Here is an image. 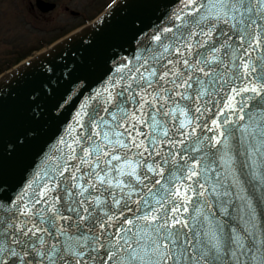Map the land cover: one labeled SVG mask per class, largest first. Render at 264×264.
Returning a JSON list of instances; mask_svg holds the SVG:
<instances>
[{
    "label": "snow or ice",
    "instance_id": "snow-or-ice-1",
    "mask_svg": "<svg viewBox=\"0 0 264 264\" xmlns=\"http://www.w3.org/2000/svg\"><path fill=\"white\" fill-rule=\"evenodd\" d=\"M153 39L0 196V264H264V0H183Z\"/></svg>",
    "mask_w": 264,
    "mask_h": 264
},
{
    "label": "water",
    "instance_id": "water-1",
    "mask_svg": "<svg viewBox=\"0 0 264 264\" xmlns=\"http://www.w3.org/2000/svg\"><path fill=\"white\" fill-rule=\"evenodd\" d=\"M41 12L52 4L36 0ZM183 0H113L91 21L0 73V196L15 198L75 134L117 64L175 22Z\"/></svg>",
    "mask_w": 264,
    "mask_h": 264
},
{
    "label": "rangeland",
    "instance_id": "rangeland-1",
    "mask_svg": "<svg viewBox=\"0 0 264 264\" xmlns=\"http://www.w3.org/2000/svg\"><path fill=\"white\" fill-rule=\"evenodd\" d=\"M52 1L57 7L39 14L35 7L31 11L28 7L29 2L34 6V0H0V73L92 20L111 0ZM61 5L79 13L78 17L61 11Z\"/></svg>",
    "mask_w": 264,
    "mask_h": 264
},
{
    "label": "flooded vegetation",
    "instance_id": "flooded-vegetation-1",
    "mask_svg": "<svg viewBox=\"0 0 264 264\" xmlns=\"http://www.w3.org/2000/svg\"><path fill=\"white\" fill-rule=\"evenodd\" d=\"M35 1L34 0V6L29 2L28 3V7L31 10H33V8L35 7L36 10L38 11L39 14H43V13H47V12H41L36 6H35ZM46 3H49V4H52L53 5V8L50 10L53 11L55 9V7H57L56 3L53 2L52 0H42ZM78 1H73L72 3H77ZM92 2H94V0H92ZM70 3V2H69ZM77 4H80V3H77ZM61 11H63L64 13L65 12H68L70 15H72L73 17H78L79 13L75 12V11H72V10H69V8L66 6V5H61V7L59 8ZM49 12V11H48ZM82 25V24H81Z\"/></svg>",
    "mask_w": 264,
    "mask_h": 264
},
{
    "label": "bare ground",
    "instance_id": "bare-ground-1",
    "mask_svg": "<svg viewBox=\"0 0 264 264\" xmlns=\"http://www.w3.org/2000/svg\"><path fill=\"white\" fill-rule=\"evenodd\" d=\"M45 50H46V49H45ZM43 51H44V50H42V51H40V52H43ZM38 52H39V51H38ZM38 52H37V53H38Z\"/></svg>",
    "mask_w": 264,
    "mask_h": 264
},
{
    "label": "trees",
    "instance_id": "trees-1",
    "mask_svg": "<svg viewBox=\"0 0 264 264\" xmlns=\"http://www.w3.org/2000/svg\"><path fill=\"white\" fill-rule=\"evenodd\" d=\"M1 72V71H0Z\"/></svg>",
    "mask_w": 264,
    "mask_h": 264
}]
</instances>
